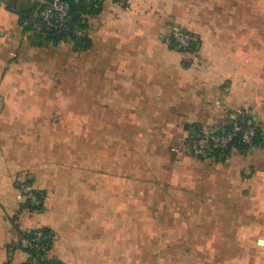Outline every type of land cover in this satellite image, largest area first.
<instances>
[{"label": "crops", "instance_id": "crops-1", "mask_svg": "<svg viewBox=\"0 0 264 264\" xmlns=\"http://www.w3.org/2000/svg\"><path fill=\"white\" fill-rule=\"evenodd\" d=\"M34 2L0 0V264L37 229L60 264H264V0H105L82 51L28 33L15 6ZM240 114L258 145L185 148Z\"/></svg>", "mask_w": 264, "mask_h": 264}, {"label": "built area", "instance_id": "built-area-1", "mask_svg": "<svg viewBox=\"0 0 264 264\" xmlns=\"http://www.w3.org/2000/svg\"><path fill=\"white\" fill-rule=\"evenodd\" d=\"M95 7H99L105 0H91ZM120 5H126L128 0H113ZM43 5L40 11V18L43 22V28L53 31L56 34L70 30L72 25L71 7L66 0H53L49 3L45 0L39 1ZM41 30V28H38ZM29 34L31 32H28ZM166 40L174 42L177 48L183 50L190 58H195L200 51L201 42L197 35L191 34L183 29L175 28L167 32ZM190 61V60H189ZM241 129L234 125L233 130L217 133L211 127L199 126L197 128V138L192 141L185 140L184 146L187 151L203 160L218 161L227 155V150L231 147L232 142ZM255 130L247 128L242 131L241 141L245 145H252L254 142ZM232 145V146H231ZM18 198L21 201L31 200L34 204L40 205L41 201L33 194V187L25 183L21 186ZM27 234L26 245L29 250L28 264H43L51 260L49 257V247L47 243L42 242L44 236L41 229L33 230Z\"/></svg>", "mask_w": 264, "mask_h": 264}, {"label": "trees", "instance_id": "trees-1", "mask_svg": "<svg viewBox=\"0 0 264 264\" xmlns=\"http://www.w3.org/2000/svg\"><path fill=\"white\" fill-rule=\"evenodd\" d=\"M39 1L40 0H35V2L28 9H25V10L18 8L17 5L15 6L18 10L20 17H21L22 24L24 25L25 29L28 32H31L30 34L33 33L35 35V37H41V38L53 41L54 43H59L61 41L71 42L73 44V48L76 51L86 50L90 46V40L85 35V30L88 27L86 17L88 15L97 14L101 9L102 4L99 7H95L94 3L91 0H66L67 2H69L70 7H71L72 25H71L70 30L65 31V32L60 33V34H56L53 31H49V30H46L45 28H43V26H42L43 22L40 18V11H41L43 5H41ZM33 17H35L34 21H32V19H31ZM38 28H41V30H38ZM187 32H189V31H187ZM189 33L197 35L200 39V42H201V38L198 34H196L194 32H189ZM170 44L173 47L177 48V46L175 45L174 42H171ZM181 51H183V50H181ZM235 124L240 127L241 131L237 132V134H236V136L232 142V145L234 147H238V148L243 149V148H247V147L256 146L261 142L262 131H261L259 124L257 122H255L254 120H252L251 118H249L243 114L238 115L236 118L232 119L226 125L211 127V128L217 133L221 132L222 130L228 132V131L233 130ZM199 126H201V125L196 126L194 133L190 134V136L187 139V142L192 141L193 139L197 138V128ZM247 128H253L255 130L254 142L250 146L245 145L241 141L242 131L244 129H247ZM234 147L229 148L227 150V154ZM223 159H224V157L219 159L218 161L223 160ZM26 183L31 185L32 181L28 180ZM33 194H35L39 198V200L41 201L40 205H34L31 200H27L25 203L26 206H41L44 194L42 192L36 191L35 189H33ZM41 231L44 234V236L42 238V242L47 243V245L50 249V246H51L50 233L46 229H41ZM28 234H31V233H28ZM28 252H29V250H28ZM25 264H28V263L26 262ZM43 264H60V263L57 260L51 259L50 261L45 262Z\"/></svg>", "mask_w": 264, "mask_h": 264}, {"label": "water", "instance_id": "water-1", "mask_svg": "<svg viewBox=\"0 0 264 264\" xmlns=\"http://www.w3.org/2000/svg\"><path fill=\"white\" fill-rule=\"evenodd\" d=\"M45 1H47V2H49V3H52V2H53V0H45Z\"/></svg>", "mask_w": 264, "mask_h": 264}]
</instances>
